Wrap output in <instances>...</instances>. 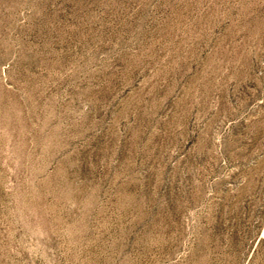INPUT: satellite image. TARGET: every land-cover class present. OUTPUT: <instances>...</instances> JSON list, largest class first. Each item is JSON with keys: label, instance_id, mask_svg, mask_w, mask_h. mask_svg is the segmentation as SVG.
<instances>
[{"label": "rangeland", "instance_id": "obj_1", "mask_svg": "<svg viewBox=\"0 0 264 264\" xmlns=\"http://www.w3.org/2000/svg\"><path fill=\"white\" fill-rule=\"evenodd\" d=\"M0 264H264V0H0Z\"/></svg>", "mask_w": 264, "mask_h": 264}]
</instances>
